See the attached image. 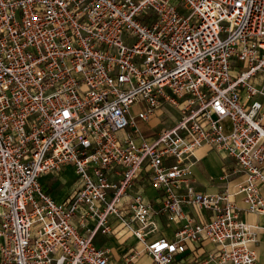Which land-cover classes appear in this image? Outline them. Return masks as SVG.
Listing matches in <instances>:
<instances>
[{"label": "built area", "instance_id": "2783aa9c", "mask_svg": "<svg viewBox=\"0 0 264 264\" xmlns=\"http://www.w3.org/2000/svg\"><path fill=\"white\" fill-rule=\"evenodd\" d=\"M137 102L143 120L163 104L177 119L137 141L122 134ZM263 102L264 0H0V264H114L94 242L110 216L150 264H181L185 241L194 264H257L259 226L228 197L243 193L264 228ZM202 145L234 159L232 193L197 188ZM67 165L78 185L57 199L39 178ZM140 176L179 224L172 239L147 241L152 207L129 191ZM185 204L215 214L196 221ZM204 241L213 249L198 252Z\"/></svg>", "mask_w": 264, "mask_h": 264}, {"label": "crops", "instance_id": "0c3cea01", "mask_svg": "<svg viewBox=\"0 0 264 264\" xmlns=\"http://www.w3.org/2000/svg\"><path fill=\"white\" fill-rule=\"evenodd\" d=\"M244 95V92H243ZM137 108L136 112H133ZM145 106L141 102L133 105L129 109V114L135 116L134 123L131 124L122 134H131L137 141L151 140L152 137L161 129L173 124L177 119L178 112L175 108L168 104H163L156 107L147 117L146 120L136 118L138 111L144 110ZM262 122L264 124V102L262 104ZM264 165V160L262 162ZM71 167L70 165H67ZM66 167V166H65ZM63 167V168H65ZM73 170V168L71 167ZM191 175L197 188L204 193H232L238 184H240L244 176L236 169L235 161L231 156H228L220 151L210 148L207 145L198 146L194 150V160L190 165ZM74 172V171H73ZM78 185L71 186L65 194H61V199L66 196L73 188ZM149 190V194L147 193ZM258 190L264 198V182H258ZM131 193L142 192L147 202L153 210V219L156 222L157 230L151 235L147 241L155 239L159 234L167 239L173 238L174 229L179 225L176 221H168L163 214H159L158 210L162 206L164 196L161 191L156 190L152 185L143 181L141 176L138 177L133 186L129 189ZM174 193L183 194V186L179 185L173 188ZM53 195V194H52ZM243 193L229 195V200L233 201L237 207L241 208V219L249 224L258 225L256 229L255 240L250 242V246L256 250L257 264H264V228L263 217L257 212L245 210L246 204L242 200ZM54 196V195H53ZM55 197V196H54ZM56 198V197H55ZM184 211L191 215L196 221L207 220L215 214L213 210L196 208L191 204L184 205ZM112 234L105 236L97 233L94 237V242L97 245L104 246L108 249V257L114 264H150L151 258L143 249V242L139 241L129 231L119 223L115 216H110ZM195 247L188 241L184 242V249L175 254V258L181 264H194L192 258V250ZM213 245L209 241H204L201 248L197 251H210ZM134 250L139 251L136 256H130ZM212 262L210 261L209 264ZM222 264H231L230 261H225Z\"/></svg>", "mask_w": 264, "mask_h": 264}, {"label": "rangeland", "instance_id": "374dc122", "mask_svg": "<svg viewBox=\"0 0 264 264\" xmlns=\"http://www.w3.org/2000/svg\"><path fill=\"white\" fill-rule=\"evenodd\" d=\"M174 1L178 3V0ZM136 111L137 108L133 110V112ZM138 119L140 118L137 117L135 121H137ZM223 124L225 125V132H228L230 130L229 127H227L229 125V119L223 120ZM39 180L42 186L45 189L49 190L56 198H59L61 194H65L66 191L71 186L76 185L78 181L75 172H73V170L69 166L61 168L57 172L52 171L43 173ZM147 193L149 194V190H147Z\"/></svg>", "mask_w": 264, "mask_h": 264}]
</instances>
